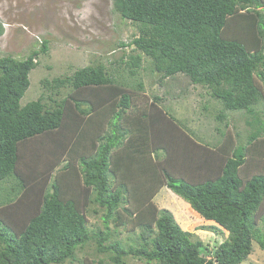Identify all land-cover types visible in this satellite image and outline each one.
<instances>
[{"label": "trees", "instance_id": "trees-1", "mask_svg": "<svg viewBox=\"0 0 264 264\" xmlns=\"http://www.w3.org/2000/svg\"><path fill=\"white\" fill-rule=\"evenodd\" d=\"M113 5L137 28L131 42L120 43L132 52L113 69L99 62L44 79L50 98L68 90L50 105L46 91L21 105L39 50L0 56V181L9 183L0 193V264H103L79 255L91 242L111 264L129 256L240 264L254 242L264 250V0ZM145 57L161 79L181 73L208 89L222 106L218 120L241 111L247 142L236 144L230 129L204 142L160 105L161 96L142 93ZM164 187L210 222L198 228L213 231L214 240L159 206ZM100 211L105 229L95 230L89 215ZM121 229L137 232L139 242L113 238Z\"/></svg>", "mask_w": 264, "mask_h": 264}, {"label": "rangeland", "instance_id": "rangeland-1", "mask_svg": "<svg viewBox=\"0 0 264 264\" xmlns=\"http://www.w3.org/2000/svg\"><path fill=\"white\" fill-rule=\"evenodd\" d=\"M0 24L3 28L0 56L23 59L34 50L40 52V63L30 73L31 84L21 99L22 106L37 100L44 91L48 105L53 103V98L58 100L67 94L68 90L63 88L59 95L48 97L51 92L45 88L44 79L72 74L77 68L99 62L110 69L118 67L113 61L121 60L134 47H122L120 43L131 42L137 34L135 24L114 11L113 0H0ZM45 41L48 51L43 52L41 49ZM144 59V66L140 70V79L144 83L142 93H147L151 99L155 95L161 96L160 105L172 113L180 124L188 129H196L197 136L204 142L215 143L221 138L220 133L227 129H230L236 144L247 142L249 128L241 111H228V120H218L216 116L222 111V106L208 89L191 83L181 73L161 79V73L153 70L151 59ZM122 75L129 77L124 69ZM261 109L264 111V105ZM8 187V181H0V193L6 192ZM156 201L160 207L170 209L184 228L203 237V240L216 238L213 231L198 228L210 222L199 217L185 200L182 201L168 188L160 190ZM102 215L103 211L90 213L91 228L105 229ZM109 224L114 230L112 221ZM121 231L113 238L121 239L127 246H135L139 242L137 232ZM86 254L103 260V264H111L109 254L99 253L96 242L88 244L79 255ZM126 264L150 263L129 256ZM240 264H264V250L254 242L252 253Z\"/></svg>", "mask_w": 264, "mask_h": 264}]
</instances>
